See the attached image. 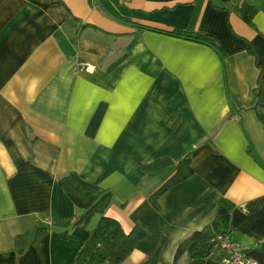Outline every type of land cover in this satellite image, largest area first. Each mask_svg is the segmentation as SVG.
I'll return each mask as SVG.
<instances>
[{
  "label": "crops",
  "instance_id": "obj_1",
  "mask_svg": "<svg viewBox=\"0 0 264 264\" xmlns=\"http://www.w3.org/2000/svg\"><path fill=\"white\" fill-rule=\"evenodd\" d=\"M95 1L0 0V264L75 263L98 220L74 224L62 177L110 192L105 215L125 233L159 235L152 256L120 264H171L221 200L234 249L264 244V0H97L106 12ZM240 2L257 10L252 27L232 11ZM113 14L210 35L222 55ZM188 154L191 177L152 201L175 169L146 166Z\"/></svg>",
  "mask_w": 264,
  "mask_h": 264
},
{
  "label": "trees",
  "instance_id": "obj_2",
  "mask_svg": "<svg viewBox=\"0 0 264 264\" xmlns=\"http://www.w3.org/2000/svg\"><path fill=\"white\" fill-rule=\"evenodd\" d=\"M227 1V0H224ZM220 10L228 12L226 6L218 7ZM232 11L236 13L241 20L252 27V18L257 10L245 2L233 6ZM117 20L124 21L138 33L154 32L172 38L184 39L190 42L199 43L212 48L219 56L222 55L216 40L207 34H202L188 30H159L147 26H142L131 21L128 17L113 14ZM105 105L101 104L96 110L87 130L88 137H94L98 126L104 115ZM167 166H173L175 172L173 176L164 183L159 190L155 192L152 201L156 199L169 188L187 180L192 175L191 158L188 154L175 165L168 159L158 160L146 166L147 170H159ZM59 184L72 200L74 205L81 210V214L74 224L85 226L92 217L99 216L95 227L90 231L89 239L76 258L74 264H120L134 250L140 251L150 257L156 251L159 244L158 234H149L141 228L134 227L125 233L120 224L105 215V211L111 203L112 195L108 191L98 194H91L84 190L69 177H62ZM231 204L226 200H221L217 204V212L213 221L199 231L192 233L177 247L174 261L171 264H177L178 260L186 255L187 264H206L211 256L219 254L220 257L226 256V251L220 247L216 237L225 236L229 239V219L231 213ZM46 229L38 227L34 240L44 236ZM13 242L18 247H23L24 240L20 237L13 238ZM230 243H232L230 241ZM21 251V250H19ZM246 257L255 261L257 264H264V244H257L241 251Z\"/></svg>",
  "mask_w": 264,
  "mask_h": 264
},
{
  "label": "built area",
  "instance_id": "obj_3",
  "mask_svg": "<svg viewBox=\"0 0 264 264\" xmlns=\"http://www.w3.org/2000/svg\"><path fill=\"white\" fill-rule=\"evenodd\" d=\"M215 240L218 241L220 247L226 251V256L223 257L224 264H257L240 251L234 249L230 242H228L227 237L218 236Z\"/></svg>",
  "mask_w": 264,
  "mask_h": 264
},
{
  "label": "water",
  "instance_id": "obj_4",
  "mask_svg": "<svg viewBox=\"0 0 264 264\" xmlns=\"http://www.w3.org/2000/svg\"><path fill=\"white\" fill-rule=\"evenodd\" d=\"M95 5L100 9V10H102L103 12H106L103 8H102V6L99 4V2L96 0L95 1Z\"/></svg>",
  "mask_w": 264,
  "mask_h": 264
},
{
  "label": "rangeland",
  "instance_id": "obj_5",
  "mask_svg": "<svg viewBox=\"0 0 264 264\" xmlns=\"http://www.w3.org/2000/svg\"><path fill=\"white\" fill-rule=\"evenodd\" d=\"M96 217L93 218L92 222H91V225L94 226L95 222L99 219V216L98 215H95Z\"/></svg>",
  "mask_w": 264,
  "mask_h": 264
}]
</instances>
